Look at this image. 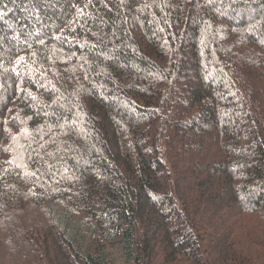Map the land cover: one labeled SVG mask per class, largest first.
Here are the masks:
<instances>
[{"label": "trees", "instance_id": "trees-1", "mask_svg": "<svg viewBox=\"0 0 264 264\" xmlns=\"http://www.w3.org/2000/svg\"><path fill=\"white\" fill-rule=\"evenodd\" d=\"M2 221L3 264H264V0H0Z\"/></svg>", "mask_w": 264, "mask_h": 264}, {"label": "rangeland", "instance_id": "rangeland-1", "mask_svg": "<svg viewBox=\"0 0 264 264\" xmlns=\"http://www.w3.org/2000/svg\"><path fill=\"white\" fill-rule=\"evenodd\" d=\"M251 47H254V48H256L254 45H252L251 43H247V44H244L243 43V45L240 47V48H238V50L240 49V50H242V51H246V52H251L252 54H253V57H255V55H257L258 53H256L257 52V50L256 51H253V50H250V48ZM259 51V50H258ZM260 52V51H259ZM259 55V54H258ZM263 63V62H262ZM4 226V230L6 229V231H5V233L7 234V235H12V231H11V227L12 228H15V229H17V226L15 225V223H12L11 221L6 225V224H4L3 223V221H2V223L0 224V227L2 228ZM245 228V226H243L242 227V229H244ZM9 229V231L7 232V230ZM17 230H19V229H17ZM6 252H8L7 250H6V248H2L1 249V253H0V264H3L5 261H7L9 258H11V257H6V256H4V255H6ZM21 254H23V255H15L14 257L12 256V258H13V260H15V263L16 264H21V263H24L25 262V260H23L24 259V257H26L27 256V254H26V252H22ZM25 254V255H24ZM2 258V259H1ZM10 261V260H9ZM20 261V262H19Z\"/></svg>", "mask_w": 264, "mask_h": 264}]
</instances>
